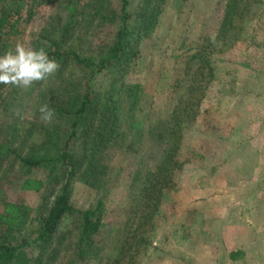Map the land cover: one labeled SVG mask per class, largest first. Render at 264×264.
Instances as JSON below:
<instances>
[{
	"label": "trees",
	"instance_id": "obj_1",
	"mask_svg": "<svg viewBox=\"0 0 264 264\" xmlns=\"http://www.w3.org/2000/svg\"><path fill=\"white\" fill-rule=\"evenodd\" d=\"M48 1L53 10L49 22L31 46L44 47L59 70L27 90L0 84L5 107L0 118V264H144L153 247L149 233L174 190L175 173L183 167V132L201 112L214 77L211 57L247 39L249 16L264 0H225L215 34L203 36L201 44L184 55L185 69L170 84L174 99L168 114L150 132L159 161L142 179L140 201L118 226L103 219V196L94 207L75 205L73 185L96 190L108 149H134L141 132L131 119L142 88L125 81L116 87L113 79L107 90L94 93L91 80L107 71L122 77L167 0H137L134 6L131 0ZM173 1L181 6L185 0ZM26 4L0 0L1 37L16 29ZM107 31H114L110 40L98 39V33ZM8 46L2 42L0 51ZM43 103L55 110L50 124L40 120ZM35 170H42L46 180L33 176ZM13 183L22 191L38 192L49 183L51 187L33 207L7 198Z\"/></svg>",
	"mask_w": 264,
	"mask_h": 264
},
{
	"label": "rangeland",
	"instance_id": "obj_2",
	"mask_svg": "<svg viewBox=\"0 0 264 264\" xmlns=\"http://www.w3.org/2000/svg\"><path fill=\"white\" fill-rule=\"evenodd\" d=\"M26 1L16 29L0 36V44L8 42L7 49L18 41L31 46L49 22L51 2ZM224 2L185 0L180 6L167 0L122 77L113 71L93 76L94 93L107 90L113 79L116 87L123 81L141 86L131 119L141 133L133 150L124 145L108 149L105 174L96 190L73 185L75 205L94 207L103 196L102 217L118 226L140 201L142 179L159 161L150 132L168 114L174 99L170 84L183 73L187 51L199 46L203 36L215 34ZM249 17L247 39L211 57L214 77L201 112L183 132V167L175 173L174 190L149 233L153 247L144 264H264V6ZM113 34L100 32L98 39L110 40ZM1 49L0 55L6 51ZM4 108L0 101V118ZM33 176L46 180L42 170ZM50 184L36 192L22 191L13 183L6 196L36 207Z\"/></svg>",
	"mask_w": 264,
	"mask_h": 264
},
{
	"label": "clouds",
	"instance_id": "obj_3",
	"mask_svg": "<svg viewBox=\"0 0 264 264\" xmlns=\"http://www.w3.org/2000/svg\"><path fill=\"white\" fill-rule=\"evenodd\" d=\"M60 64L50 58L44 47L34 48L23 42H16L14 47L0 55V84L12 85L27 90L34 83L42 82L53 76ZM14 114L23 119V113L14 109ZM40 120L52 123L56 113L47 103L39 106Z\"/></svg>",
	"mask_w": 264,
	"mask_h": 264
}]
</instances>
